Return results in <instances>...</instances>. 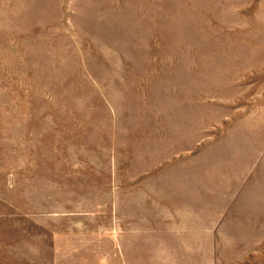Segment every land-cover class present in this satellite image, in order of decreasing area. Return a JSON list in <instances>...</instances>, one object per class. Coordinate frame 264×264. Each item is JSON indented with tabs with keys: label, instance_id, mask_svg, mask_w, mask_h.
I'll return each mask as SVG.
<instances>
[{
	"label": "rangeland",
	"instance_id": "obj_1",
	"mask_svg": "<svg viewBox=\"0 0 264 264\" xmlns=\"http://www.w3.org/2000/svg\"><path fill=\"white\" fill-rule=\"evenodd\" d=\"M0 264H264V0H0Z\"/></svg>",
	"mask_w": 264,
	"mask_h": 264
},
{
	"label": "crops",
	"instance_id": "obj_2",
	"mask_svg": "<svg viewBox=\"0 0 264 264\" xmlns=\"http://www.w3.org/2000/svg\"><path fill=\"white\" fill-rule=\"evenodd\" d=\"M144 186H145V185H144ZM144 186H143V187H144ZM132 214H133V213H130V215H129V216H131Z\"/></svg>",
	"mask_w": 264,
	"mask_h": 264
}]
</instances>
